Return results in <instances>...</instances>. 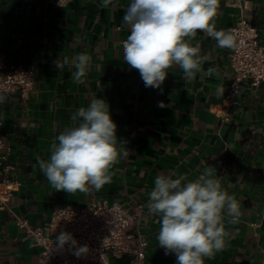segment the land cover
Instances as JSON below:
<instances>
[{"label": "crops", "instance_id": "obj_1", "mask_svg": "<svg viewBox=\"0 0 264 264\" xmlns=\"http://www.w3.org/2000/svg\"><path fill=\"white\" fill-rule=\"evenodd\" d=\"M129 3L114 0L115 6L105 8L102 0H70L62 6L56 0H0V58L5 64L29 65L36 74L29 96L9 92L0 103V154L20 182L12 209L44 225L60 205L142 202L147 264H176L175 254L165 255L159 247V218L148 215V193L161 172L193 180L212 166L242 214L235 223L225 219L226 246L205 264H264V82L258 87L245 82L231 120L223 121L232 49L217 47L198 32L201 55L209 57L203 68L217 71L189 82L176 67L168 70L161 89L145 87L139 71L123 59L121 40L128 36L123 16ZM240 16L258 26L264 44V0H219L214 22L217 29L231 30ZM81 53L91 56V64L85 82L77 83L74 61ZM57 60L68 63L61 70ZM92 95L106 100L117 137L130 154L109 169L112 181L99 191H56L37 157H50V145L73 126L71 117L88 106ZM111 263L130 264L127 257L111 258ZM0 264H44L39 246L1 209Z\"/></svg>", "mask_w": 264, "mask_h": 264}, {"label": "clouds", "instance_id": "obj_2", "mask_svg": "<svg viewBox=\"0 0 264 264\" xmlns=\"http://www.w3.org/2000/svg\"><path fill=\"white\" fill-rule=\"evenodd\" d=\"M218 4L219 0H130L123 16V24L130 30L123 41L125 64L139 71L145 87L154 89H161L168 70L176 67L189 82L197 75H212L217 70L203 68L209 57L201 55L197 33L214 40L217 47H236L232 30L217 29L214 22ZM110 5L115 6L114 0H102V7ZM55 63L62 70L68 61ZM90 64L89 54L76 56L77 83L85 82ZM6 99L0 95V103ZM158 106L165 105L159 102ZM71 119L73 126L64 128L50 145V157H37L39 168L56 191H99L112 181L109 169L130 151L117 137V124L106 100L92 95L88 106L77 109ZM146 207L149 216L159 218V247L165 255L175 254L176 264H205L226 246L225 219L235 223L242 214L239 201L224 189L212 166L204 167L193 180L157 174ZM69 242L77 245L70 233L56 237L57 247ZM87 251L86 245L79 246L75 255Z\"/></svg>", "mask_w": 264, "mask_h": 264}, {"label": "built area", "instance_id": "obj_3", "mask_svg": "<svg viewBox=\"0 0 264 264\" xmlns=\"http://www.w3.org/2000/svg\"><path fill=\"white\" fill-rule=\"evenodd\" d=\"M70 0H56L66 5ZM61 3V4H60ZM121 28V27H119ZM128 35L130 34L129 28ZM236 47L232 49L230 65L232 77L221 104L223 121H230L232 109L239 104L243 84L258 87L264 82V44L258 26L245 16L231 28ZM121 47L123 50V41ZM0 95L19 92L29 96L35 83V70L24 63L5 64L0 58ZM4 146L0 138V149ZM0 154V209L7 210L25 236L40 248L44 264H112L111 258L127 257L130 264H147L148 239L141 230L144 204L136 200L127 202L92 201L87 205L56 206L44 225L33 224L27 217L14 212L11 199L20 182L12 176L13 166ZM61 232L70 233L77 241L62 248L56 237ZM86 245L87 253L75 255L76 248Z\"/></svg>", "mask_w": 264, "mask_h": 264}]
</instances>
